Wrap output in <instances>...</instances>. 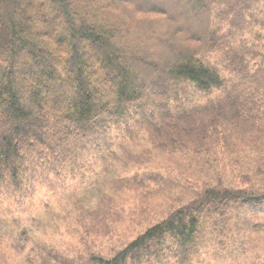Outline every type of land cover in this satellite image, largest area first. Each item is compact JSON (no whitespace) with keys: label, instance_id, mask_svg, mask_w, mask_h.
<instances>
[{"label":"trees","instance_id":"trees-1","mask_svg":"<svg viewBox=\"0 0 264 264\" xmlns=\"http://www.w3.org/2000/svg\"><path fill=\"white\" fill-rule=\"evenodd\" d=\"M184 1L193 16L203 18L200 31L186 28L171 34L177 28L173 16L155 5L141 9L131 2L114 5L110 0H0V194L25 196L35 179L49 183L82 178L83 174L77 175L81 156L113 138L110 126L130 125L133 117L127 107L137 102L145 104L144 110L159 107L155 111L160 119L151 118L155 134L150 132L153 142L160 140L159 147L188 155L190 166L198 169L225 157L221 176L203 183L193 198L171 208L167 217L112 258L89 255L90 264H198L209 250L200 242L203 231L217 238L219 245L229 235H244L248 227L263 221L264 66L246 72L257 46L242 38H260L253 28L264 22V0ZM29 2L41 6L40 18L27 8ZM89 2L96 7L95 15L87 9ZM99 14L110 16L105 21L135 18L139 22L121 32L111 31L98 23ZM224 24L231 30L223 31ZM135 29L145 33L131 36ZM34 30L43 35L32 40ZM123 36L130 46H116ZM184 38L188 43L183 45ZM142 41L150 50L164 51V57L156 55L163 63L160 70L148 61L152 51L137 53ZM211 50L224 55L217 66L206 61ZM126 58L146 71L123 66L120 60ZM53 64L60 73L52 70ZM224 73L240 77L227 79ZM139 76L154 84L162 80L166 96L140 84ZM104 83L112 86L115 100L104 98L109 92L98 91ZM62 85L67 86L64 92ZM192 88L203 95H223L201 105L185 103L182 111L174 113L169 100L181 101ZM48 103L58 107L49 108ZM95 122L101 123V132L91 128ZM126 131L133 132L132 126ZM65 173L69 176L62 177ZM160 174L148 178L161 185ZM25 180L26 193L18 190ZM82 230L83 245L87 231ZM55 263H60L59 257Z\"/></svg>","mask_w":264,"mask_h":264},{"label":"rangeland","instance_id":"rangeland-1","mask_svg":"<svg viewBox=\"0 0 264 264\" xmlns=\"http://www.w3.org/2000/svg\"><path fill=\"white\" fill-rule=\"evenodd\" d=\"M110 1L114 5H128V2H131L141 9L155 5L170 11L177 27L171 34L183 33L186 28L192 29V32L200 31V26L204 25L203 18L193 16L184 0H158L157 3L148 0ZM27 8L32 10L36 17H41V6L37 7L29 2ZM87 9L90 13L96 14V7L92 2H89ZM108 10L111 13V9ZM174 12L176 15L172 14ZM49 13L50 21L52 14L51 11ZM57 16L61 18L59 13ZM108 16L99 14L97 21L103 24L106 30L111 31L121 32L122 29H130L129 27L139 22L135 18L133 20L116 18V22L105 21L104 18ZM42 24L45 25L44 22ZM222 28L223 31L231 30L227 24ZM253 29H255L253 33L259 35V39L253 35L242 38L244 41L254 42L257 46L256 54L250 58L247 73L255 72L259 66H264V22ZM143 32L141 29H135L129 33L134 36ZM40 35L43 33L33 32L32 40L38 39ZM152 38L158 36L152 35ZM183 41V45L188 43L185 42V38ZM115 43L118 47H121V44L130 46L126 36H123L121 42ZM138 45L140 47H136L137 53L152 51L153 58L148 61L160 70L163 63L156 59V55L164 57V51L159 48L150 50L148 43L144 41ZM42 49L47 51L46 47ZM55 51L58 49L55 48ZM89 53L92 55L93 51L90 50ZM141 58L139 55L138 60L142 61ZM223 60L224 55L216 53L215 50L208 51L206 55V61L214 66ZM120 61L130 70L146 71L144 66L127 61V58ZM50 67L60 73L54 64ZM11 71L14 75H19L18 70ZM224 74L227 79L236 80L240 77L239 74ZM141 78L139 76L140 84L153 86L156 93L165 92L162 80L154 84L151 80ZM111 87L104 83L102 90L98 91L109 92L110 94L104 98L109 100L111 96V99L115 100ZM60 90L66 91L67 86L62 85ZM163 95L166 96V93ZM217 95L222 96L223 93L203 95L192 88L182 96V99L179 96L181 101L170 99L168 107L174 113L180 112L185 103L190 107L201 105ZM47 105L49 108L58 107L57 104ZM144 107L143 102L128 105V115L133 117L129 120L130 125L121 123L110 126L108 130H112L113 138L94 153H85L81 156L77 175L83 174L82 178L52 179L49 183L35 179L34 187L28 193L25 191L27 187L25 180L18 190L27 195L8 199L4 196L5 193L0 194V264H90L91 260L87 258L89 255L96 258H112L149 227L167 217L171 208L180 207L183 201L193 198L192 193L203 183L223 174L222 161L225 159L223 155L219 158V163L198 169L190 166L191 157L188 155L183 157L171 148L159 147L158 137L156 142H153L150 132L155 134V131L151 118L156 115L160 119V114L155 111L159 107H154V110L151 107L144 110ZM142 116H145V119ZM135 125H142L143 128L137 131ZM126 126H132L133 132L128 133ZM91 128L101 132V123L95 122L91 124ZM107 149L112 151L108 152ZM157 174L164 177L161 185L148 178ZM61 176L69 175L65 173ZM250 182L254 181L247 183ZM262 220L254 226H246L248 228L244 235L231 234L219 245L217 238L214 240L210 233L203 231L200 242L209 250L201 255L202 261L198 264H264V217ZM82 229L87 231L86 244L83 245L80 239ZM57 257L60 258V263H55ZM68 257L71 259L66 262Z\"/></svg>","mask_w":264,"mask_h":264}]
</instances>
